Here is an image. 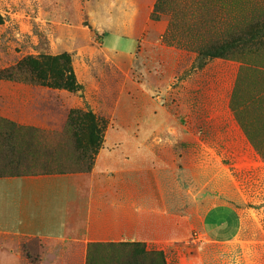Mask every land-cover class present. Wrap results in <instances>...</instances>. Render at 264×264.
Here are the masks:
<instances>
[{
    "label": "rangeland",
    "instance_id": "obj_1",
    "mask_svg": "<svg viewBox=\"0 0 264 264\" xmlns=\"http://www.w3.org/2000/svg\"><path fill=\"white\" fill-rule=\"evenodd\" d=\"M108 5V0H0V177L81 176L91 173L99 154L107 150L122 155L134 149L170 150L175 157L161 155L160 170L148 167L143 175L145 197L158 196L159 179L169 181V194L177 199L169 206L175 211L177 234L167 253L170 264H185L190 255L198 264H264V159L250 161L237 154L246 150L242 140L181 136L192 132L181 118L183 80L194 75L195 83L197 78L205 83L208 74L202 69L212 59L198 54H218L214 60L240 66L230 110L249 126L264 153V0H158L149 18L162 40L145 44L143 56L105 55L93 48L95 36L129 31L116 24L128 28L129 20L137 26L144 21L132 17L125 6L118 7L121 12H107ZM137 32L140 36L141 29ZM62 54L69 56V63ZM215 69L208 73H217ZM203 86L195 91V105L213 106V93L227 91L219 84ZM25 87L65 91L87 110H72L64 125L45 124L15 108V102L43 95ZM202 111L203 126L193 120L198 124L188 128L233 132L228 124L223 127L229 120L225 110ZM207 111L214 114L207 116ZM173 118L181 122L166 124ZM141 119L146 122L137 124ZM92 125L96 145L90 141ZM177 134L179 138L165 139ZM172 159L174 169L164 163ZM185 180L192 183L193 196L205 191L245 199L235 205L242 225L234 243L218 245L199 236V214L212 204L183 203ZM189 212L191 221L184 219ZM27 245L20 237L0 235V264L17 263Z\"/></svg>",
    "mask_w": 264,
    "mask_h": 264
},
{
    "label": "crops",
    "instance_id": "obj_2",
    "mask_svg": "<svg viewBox=\"0 0 264 264\" xmlns=\"http://www.w3.org/2000/svg\"><path fill=\"white\" fill-rule=\"evenodd\" d=\"M108 2L107 12H121L118 7L125 6L133 14L132 17L136 15L138 20L140 17L144 21L137 26L129 20L128 28L126 24H116L118 29L129 31L107 32L95 36L91 41L94 49L105 55L143 56L145 44L155 45L161 42L162 37L154 31L155 23L149 18L158 0ZM139 29L140 36L137 32ZM119 44L125 47H119ZM194 60H198L197 55ZM228 63L221 59L207 60V65L202 69L208 74L205 83L200 78H197L199 81L195 83L194 75L183 80L181 118L187 126L184 128L192 132L181 136L183 139L194 137L199 141L242 140L246 143V150L237 151V154L247 155L251 158L250 161L262 159L264 153L260 148L257 149V138L250 132L249 126L237 120L230 110L240 66ZM216 67L218 69H215ZM212 69L217 70V73H208ZM217 84L220 89L227 87V91L223 94L212 92L215 95L213 106L195 105V91L203 89V85H210L213 89ZM23 89L31 93L42 92L43 95L29 96L25 100L15 102V108L30 113L36 119L44 120L45 124L64 125L72 110H87L85 104L75 100L72 94L65 91L45 88L40 90L34 87ZM90 108L95 109L92 106ZM204 108H209L215 113L218 109L225 110L229 120L223 127L228 124L233 132L218 131L210 134L202 133L200 129L195 132L190 129L198 124L193 120L199 122L205 116L202 111ZM212 114L214 113L207 111V116ZM180 120L173 118L166 124L181 122ZM144 122V119L140 122L137 120V124L143 125ZM199 125L203 126V123L200 121ZM250 125L252 126L253 122ZM175 137L179 138V135L165 139L174 140ZM163 139L161 138V141ZM261 139L264 140V136ZM249 142H254L256 147L252 148ZM129 152L130 154L122 155L117 151L107 150L104 155L99 154L91 173L87 175L50 173L0 177V235L17 236L28 242L26 247L21 248L22 255L18 256L17 263L6 264H141L139 258L141 260L143 256L139 253L143 249L146 252H162L166 264H170L167 253L173 250L177 234L175 211L169 206L175 205L177 199L169 194V181L161 183L159 179L156 183L158 196L145 197L143 175L148 167L160 170L161 155L175 157V153L154 149H134ZM164 163L169 168H175L174 159ZM261 164L264 165L263 162ZM117 169L123 171L117 173ZM165 188L166 195L161 193ZM183 189V203L190 206L212 204L211 208H205L199 214V236L206 242L218 245L234 243L241 233L242 225L235 205L244 204L245 199L231 200L221 193L205 191L193 196L192 183L186 180ZM188 214L184 219L191 221L193 212ZM191 257L192 255L185 264H198Z\"/></svg>",
    "mask_w": 264,
    "mask_h": 264
},
{
    "label": "trees",
    "instance_id": "obj_3",
    "mask_svg": "<svg viewBox=\"0 0 264 264\" xmlns=\"http://www.w3.org/2000/svg\"><path fill=\"white\" fill-rule=\"evenodd\" d=\"M198 55L199 56H205V57H208L210 59L218 57V54H213V53H210L208 55V54H205V53L201 52ZM60 57L61 58H65L66 62H68V63L70 62V58H69V56L67 54H62ZM71 87H72V85H71ZM69 119H70V117H69ZM91 130H92V135L90 137V141H91L92 144L96 145L97 141H98V134H97V131H96V126L92 125ZM263 159H264V156H263ZM139 254H141L143 256L141 264H166L165 256H164V254L162 252H146L143 249Z\"/></svg>",
    "mask_w": 264,
    "mask_h": 264
}]
</instances>
